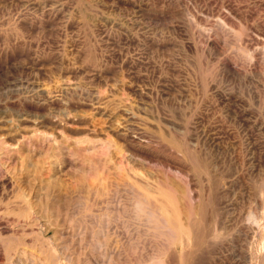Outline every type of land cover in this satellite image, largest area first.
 I'll return each instance as SVG.
<instances>
[{
  "label": "rangeland",
  "instance_id": "374dc122",
  "mask_svg": "<svg viewBox=\"0 0 264 264\" xmlns=\"http://www.w3.org/2000/svg\"><path fill=\"white\" fill-rule=\"evenodd\" d=\"M263 40L264 0H0V115L62 122L0 131V264H264Z\"/></svg>",
  "mask_w": 264,
  "mask_h": 264
},
{
  "label": "bare ground",
  "instance_id": "6f19581e",
  "mask_svg": "<svg viewBox=\"0 0 264 264\" xmlns=\"http://www.w3.org/2000/svg\"><path fill=\"white\" fill-rule=\"evenodd\" d=\"M262 40V39H261ZM260 40V41H261ZM264 41V40H263ZM262 41V42H263ZM259 43H261V42H259ZM262 44H264V43H262ZM261 44V45H262ZM259 46V45H258ZM257 46V47H258ZM263 47V46H262ZM261 47V48H262ZM260 48V47H259ZM258 48V49H259ZM260 48V49H261ZM260 49L258 50V53H259V51H260ZM257 50V49H256ZM263 50V49H262ZM261 50V51H262ZM260 51V52H261ZM263 52V51H262ZM258 55V54H257ZM259 56V55H258ZM261 56V55H260ZM61 82H63V80L61 81ZM60 84V82H58L57 83V85H59ZM70 85V84H69ZM60 86V85H59ZM58 87V86H57ZM67 87H68V83H64V84H62L60 87H58L59 89L60 88H62V90L63 89H66V91H67ZM69 88H71V86L69 87ZM61 90V89H60ZM65 91V90H64ZM64 91H61V92H64ZM69 91V90H68ZM67 91V92H68ZM63 94V93H62ZM61 95V94H60ZM64 95H66V93L64 94ZM53 97V96H52ZM56 97V96H55ZM49 98H51V97H49ZM49 98H46L47 100H49ZM54 98V97H53ZM52 98V100H51V103H54L55 105H57V104H59V105H61L62 103H63V100H61V99H64V97H62L61 99L60 98H58V97H56V98H54L53 99ZM35 100V99H34ZM67 101H68V99H67ZM65 102H66V100H65ZM70 102V101H69ZM72 102V101H71ZM48 104H49V102H47ZM76 103H77V101H76ZM45 104V103H44ZM64 104H66V103H64ZM74 104H75V102H74ZM238 104H239V109H238V117H239V120H240V123L241 124H246L247 123V115L251 112V110L249 109V108H247L246 106H245V103L243 102V100H238ZM67 105H69V104H67ZM66 105V106H67ZM11 106H13V107H15L18 111H20V113L17 115V117H16V121L15 122H13V121H11L12 120V118H11V120H9L8 118H6V116L5 115H7V114H5V115H0V131H4L5 132V134H6V136L8 137V139L9 140H12V141H14V142H17L18 141V138L19 137H25V136H23L24 135V133H26L24 130H23V126H29V125H36V124H38V125H44V126H47L46 125V123H52V124H54V126H59L60 124H62V122H60V121H58L57 119H55V117H53V116H50V115H48V114H46V113H44L42 110H45L46 109V107L47 106H44L43 105V103H41V101L40 102H38V101H33V100H31L30 98H28V97H24V98H22V99H19V100H17V101H15V102H12L11 103ZM63 106H65V105H63ZM70 106V105H69ZM97 105H95L94 107H93V109L94 108H98V107H96ZM44 107H45V109H44ZM71 107V106H70ZM100 107V106H99ZM103 107V106H102ZM104 110H105V107L103 108ZM103 109H102V111H103ZM97 110V109H96ZM110 110H111V108H110ZM2 111V110H1ZM42 111V113L40 114V115H38V116H33V115H30V114H28V112H41ZM99 111V110H98ZM106 111H107V113L106 114H108V110L106 109ZM112 111H113V108H112ZM111 111V112H112ZM100 112H101V109H100ZM103 112H105V111H103ZM1 113V112H0ZM3 113H4V111H3ZM105 114V113H104ZM110 114V113H109ZM65 116V119L66 120H68L69 122L71 121V123L72 122H75L76 121V123H79L80 122V124H81V120L82 119H84L85 120V118H84V115H82L81 113H74V114H72V115H69V114H65L64 115ZM64 116H63V118H64ZM61 120V119H60ZM64 119H62L61 121H63ZM83 120V121H84ZM87 120V119H86ZM77 121H79V122H77ZM86 123H88L87 121H86ZM64 124H65V121H64ZM63 124V125H64ZM74 124V123H73ZM89 124V123H88ZM91 124V123H90ZM99 124V123H98ZM95 125V124H94ZM93 124H92V127H90L89 126V128H87V129H84V131L85 130H87V132H91V133H95L99 128H100V125H99V127L98 126H94ZM84 126H86V124L84 125ZM88 126V125H87ZM102 126V125H101ZM34 127V126H33ZM39 127V126H38ZM37 127V128H38ZM48 127V126H47ZM51 127V126H50ZM60 127V126H59ZM64 127V126H63ZM65 127H67V126H65ZM96 128V129H95ZM55 129V128H54ZM100 130V129H99ZM86 132V131H85ZM101 132H102V127H101ZM98 133H100V132H98ZM88 134V133H87ZM125 134V133H124ZM26 135V134H25ZM88 135H90V134H88ZM94 135V134H93ZM92 134H91V136H93ZM127 135H129V134H127ZM123 136H125V135H123ZM130 137H132L133 138V136H131L130 135ZM126 138H127V136H126ZM130 140H131V138H130ZM11 144H14V143H11ZM240 144H241V148H242V150L244 149V148H246V146H247V148L249 149V151H250V155L247 157L248 159H249V162H253V160L254 159H258V158H260V154H257L256 153V148L258 147V143H257V140L254 138V136H253V134H252V131L250 130V132H248L247 134H245L244 136H240ZM247 150V149H246ZM244 152H245V150H243ZM248 151V152H249ZM243 152V153H244ZM247 152V153H248ZM246 153V152H245ZM247 156V155H246ZM246 156H244V155H241V159H242V161H244V158L246 157ZM247 159V160H248ZM247 162V161H246ZM250 169L251 170H253L252 168H253V163H252V165L250 164ZM250 170V171H251ZM254 172V171H253ZM3 182V181H2ZM142 200V199H141ZM141 200L139 201V202H141ZM146 203V202H145ZM142 204V203H141ZM139 206H144V204H142V205H140V204H138ZM146 206V205H145ZM162 207V206H161ZM165 208V207H164ZM163 208V209H164ZM168 208V207H167ZM139 209V208H138ZM155 211H156V209H154ZM153 210V211H154ZM169 210V211H168ZM163 211H165V210H163ZM174 209L172 208V210L170 211V209L168 208L167 209V211H165L166 213H167V223H171L173 226H176V227H178V226H180V222H179V220H178V217H177V215H175V213H174ZM157 213H158V211H157ZM156 213V214H157ZM151 214H153V212L151 213ZM159 214V213H158ZM190 214V213H189ZM194 214V213H193ZM153 216H154V214H153ZM155 216H157V215H155ZM161 216V215H160ZM157 217V218H160V221H161V219L163 218L162 216V218L161 217ZM188 216V215H187ZM190 217V216H189ZM190 218H192V217H190ZM163 220V219H162ZM159 221V220H158ZM194 221V220H193ZM165 223L166 224V221H162V223ZM159 224V223H158ZM157 221H156V225H155V227H158L157 225ZM160 224H161V222H160ZM159 224V225H160ZM194 224V223H193ZM196 224V223H195ZM8 226H11V225H9V224H7ZM161 226V225H160ZM163 226V225H162ZM161 226V227H162ZM1 229L0 230H3V231H8L9 230V227H7L6 225H2L1 227H0ZM196 228V227H195ZM194 228V229H195ZM198 228V227H197ZM23 230H24V228H22ZM160 229H162V228H160ZM165 229V228H164ZM166 229H168V228H166ZM170 229H172L171 227H170ZM215 229V228H214ZM13 230H15V229H13ZM22 230V231H23ZM199 230V229H198ZM2 231V232H3ZM17 231H21V230H17ZM42 231H43V229H42ZM168 231V230H167ZM174 231V230H173ZM172 230L170 231V232H173ZM169 232V231H168ZM5 233V232H4ZM24 233H25V231H24ZM24 233H23V235H24ZM42 233V232H41ZM197 233V232H196ZM7 234H9L10 235V233H7L6 232V235ZM17 234H18V232H17ZM12 235V234H11ZM11 235L9 236V237H11ZM43 235V234H42ZM195 235H197V234H195ZM0 236H1V234H0ZM8 236V235H7ZM13 236H14V234H13ZM12 236V237H13ZM44 236V235H43ZM1 237H3V235L1 236ZM189 239V238H188ZM23 242V241H22ZM20 243V242H19ZM23 245H25V244H23ZM12 247V246H11ZM5 248V247H4ZM3 248V249H4ZM12 248H15V247H12ZM9 249V248H8ZM7 249V250H8ZM10 250H12L11 248L9 249V251ZM16 250V249H15ZM4 250H2L1 252H3ZM9 251H6V253L8 254V252ZM14 251V250H13ZM18 251V250H17ZM16 251V252H17ZM11 253H12V251H11ZM14 253V252H13ZM22 253H24V252H21V254ZM1 254V253H0ZM4 254V253H3ZM5 255V254H4ZM12 255V254H11ZM9 256V255H8ZM3 257V256H2ZM5 258V257H4ZM7 258V257H6Z\"/></svg>",
  "mask_w": 264,
  "mask_h": 264
}]
</instances>
